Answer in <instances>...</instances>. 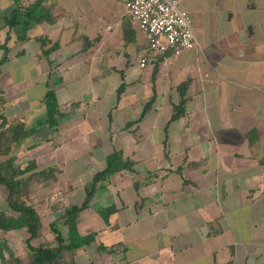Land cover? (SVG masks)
<instances>
[{
    "label": "crops",
    "instance_id": "0c3cea01",
    "mask_svg": "<svg viewBox=\"0 0 264 264\" xmlns=\"http://www.w3.org/2000/svg\"><path fill=\"white\" fill-rule=\"evenodd\" d=\"M40 1L49 20L6 26ZM127 1L0 0V117L28 135L0 165L32 179V247L120 155L132 169L97 185L72 233L59 226L66 245L94 237L73 264H264V0H178L196 48L144 69ZM7 195L0 186V214ZM25 232L0 230V264L28 255Z\"/></svg>",
    "mask_w": 264,
    "mask_h": 264
},
{
    "label": "trees",
    "instance_id": "16d2710c",
    "mask_svg": "<svg viewBox=\"0 0 264 264\" xmlns=\"http://www.w3.org/2000/svg\"><path fill=\"white\" fill-rule=\"evenodd\" d=\"M42 2H37L29 9L21 12L15 10L12 14L5 18L6 26L11 28H19L24 34L32 25L40 24L49 20V13L43 9ZM8 40V37H7ZM4 52L2 63L6 61L9 53L6 45L0 46ZM51 94L45 97V104L50 109L49 123L56 127V111L53 109ZM3 100L0 98V105ZM182 114V110L177 108L173 115V120L177 119ZM27 132L21 122H7L4 117H0V151L10 146H19L26 138ZM12 160L0 165V186L6 189V211L0 214V230L3 232H22L26 230L24 245L30 257L29 264H73L71 254L79 248L89 245L93 242L94 237H73L70 244H65L59 226H67L72 233L75 228V222L78 216L83 213L88 207L95 194L96 187L99 183L104 182L114 174L131 170L132 164L124 161L120 155H114L107 161L106 168L103 172L97 174L91 185L89 186L86 198L81 207H74L66 212L64 217H61L51 226L53 233V241L45 242L37 248L32 247V242L39 237L41 225L37 213L22 200L23 191H28L31 185V178H25L26 171H21L12 164ZM2 260V256H0ZM69 259V263L67 262Z\"/></svg>",
    "mask_w": 264,
    "mask_h": 264
},
{
    "label": "built area",
    "instance_id": "2783aa9c",
    "mask_svg": "<svg viewBox=\"0 0 264 264\" xmlns=\"http://www.w3.org/2000/svg\"><path fill=\"white\" fill-rule=\"evenodd\" d=\"M125 10L147 43V53L138 62L141 69L160 57L196 48L192 19L178 0H129Z\"/></svg>",
    "mask_w": 264,
    "mask_h": 264
},
{
    "label": "rangeland",
    "instance_id": "374dc122",
    "mask_svg": "<svg viewBox=\"0 0 264 264\" xmlns=\"http://www.w3.org/2000/svg\"><path fill=\"white\" fill-rule=\"evenodd\" d=\"M1 42V41H0ZM1 51H3V50H1ZM24 193H22V199H24L25 198V195L27 194L26 192L27 191H23ZM3 258H4V260L6 259V255L5 256H3ZM10 259H11V257H10ZM11 261H12V259H11ZM13 262V261H12ZM29 262H30V257L27 255V256H23V258H22V260L21 261H17V262H13L12 264H29Z\"/></svg>",
    "mask_w": 264,
    "mask_h": 264
},
{
    "label": "water",
    "instance_id": "95a60500",
    "mask_svg": "<svg viewBox=\"0 0 264 264\" xmlns=\"http://www.w3.org/2000/svg\"><path fill=\"white\" fill-rule=\"evenodd\" d=\"M3 256H5V254L2 255V260H0V263H1L2 261H5L4 258H3ZM8 257H9V256H6V258H8Z\"/></svg>",
    "mask_w": 264,
    "mask_h": 264
}]
</instances>
